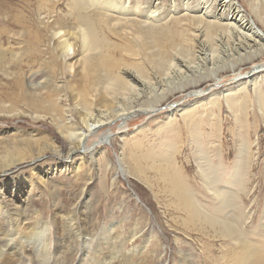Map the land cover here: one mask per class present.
Returning <instances> with one entry per match:
<instances>
[{
    "label": "rangeland",
    "instance_id": "obj_1",
    "mask_svg": "<svg viewBox=\"0 0 264 264\" xmlns=\"http://www.w3.org/2000/svg\"><path fill=\"white\" fill-rule=\"evenodd\" d=\"M3 1L6 0H0L1 22L2 17L5 16L6 20L7 15L2 9ZM53 1L58 2L57 5H59L60 10L62 9L61 11H68L65 0H51L52 3H54ZM146 1L151 6H156L159 9L168 10L167 8H171V5L176 6L178 15L190 14L189 21H191V13L185 11V8L183 9V3L187 1L189 8H195L198 2V0H130L127 4L124 3L123 7L133 9L125 11L122 8L121 12L126 14L127 17H132L133 13L136 12V16L140 17L144 8L147 7ZM216 1L209 0L207 4V7H210L209 13L214 14L215 18L219 15L220 18L228 19V10L219 6ZM231 1L239 7L245 19L254 24L256 31L262 34L264 38V17L258 12L261 11L260 9H264V0ZM13 2L17 4L19 0H11V3ZM198 11L197 9L194 10L195 13H202ZM164 14L171 19L169 25H173L175 16H172L168 11ZM42 17L44 15H38L40 21H44ZM211 17L209 16V18ZM222 23H229L231 30L225 36L219 32L218 45L215 46L216 52L214 54V60L217 61L214 66H211L212 55L207 52L208 48L204 47V51L201 53H199L198 47L195 48L197 52L194 56L198 58L197 62L201 63L202 68L199 67L193 70L188 81H198V84H189L185 79L174 76L176 79L167 85L166 97L161 99L160 103L153 108H148L147 101H153L154 95L144 92L143 96L139 98V103L129 105L133 107L132 110L140 109L142 105H145L142 107L143 109H140L139 114L130 113L131 116L124 120L123 118L121 120L117 118L107 120L94 134L86 139V143L84 142V147H88L89 150L81 149L74 155L69 154V142L51 117L44 116L41 110L39 112L30 110L23 99H25L26 93L27 95L32 94L36 98H44L46 90L42 88L43 84H49L52 87H58V89L60 87L59 90L62 92L56 99L59 105L67 108L66 119L79 120L77 113L81 107L77 105L75 100L77 87H80L81 83L77 80L78 77H74L75 68L70 70L69 67L66 70L68 72L62 76L61 70H59L56 79L49 78L47 66H51V63L36 60L26 61L23 58L26 48L23 47L21 50L20 46L22 44H14L12 41L9 45L6 40L8 36L4 33L0 35V41H2L0 42V49L4 48L0 52V168L9 161L19 159L21 155L24 159L28 155L23 162L0 171V202H10L11 195L16 189L15 191H18L17 194L20 198L17 202L21 203L22 206L27 204L26 219L18 222L15 226L16 232L9 243L15 240L18 231L17 226L27 224V222H31L33 225L34 221L37 220L45 225L47 224L44 229L46 234L43 231L37 237H33L29 246L45 260L44 264H51L50 259H53L55 235L52 233V223L55 221L52 213L54 206L65 208L67 212L82 206L83 209H88L83 220H87V228L92 227L94 229L97 239L101 240L106 235L104 229H109L112 223L118 225L117 228L111 231L113 234L108 236V243L102 249V251H106L107 257H114L115 260L113 259L111 264H185L187 262L189 264H201L204 261V256L207 260L206 264H218L215 255L226 250L227 247L231 246V243L229 241L224 242L220 235L208 227L188 222L186 213L180 209L176 198L169 192V189L155 171L150 168L151 162L148 157H144L148 152L154 157L158 155L157 152H164L161 146L162 141L173 142L172 148H176L177 152L175 155H170L173 160L172 166L175 169L172 175L177 176L179 182L181 181L179 183L181 187L189 189L196 202L209 211L221 213L222 208L220 210V207L222 206L217 203L216 206L214 203L215 197L211 198L200 185V176L197 173L199 161L194 155L197 145L193 143L189 136L190 132L181 120L184 110H193L194 114H198L201 112V107L207 104L204 103L207 99H210L211 102H215L216 99L219 107H215L212 113H209L206 109L209 119L204 115L197 118L199 144L207 154L205 162L211 165L209 167L206 164L207 167L214 171L218 181H227L236 172L230 166L240 153L241 142L245 143V155L248 158L253 157V160L250 162V168L246 167L247 177L245 178L237 172V176L241 177L237 181L248 184L247 189L252 190L249 193L233 190L234 202L241 204L239 212L246 214L245 217H248L245 219L244 216H241L237 220V226L239 227V223H242L241 229L245 233L248 242L254 245L259 254L264 255V229L262 231L259 229L264 212V111L259 110L257 105V101H264V44L260 43L262 45L260 48L257 43L254 44L251 41V38L243 36L247 31L239 28L240 24H236L235 27L233 23L227 20H223ZM231 24L234 26H231ZM2 27L0 26V29ZM4 27L17 29L7 22ZM192 31H195L196 43H207V40L200 33L201 30L196 32V28H194ZM110 39L115 44L122 43L121 39L114 38V36ZM191 44L194 46L193 43ZM8 45L9 47H7ZM5 47L9 48L8 51L7 48L5 50ZM10 52H13L12 59H15L14 62L8 59ZM14 52H18L16 58H14ZM116 52L118 51L116 50ZM223 52L227 53L224 54ZM77 55L78 51L73 56ZM115 56H117V53ZM179 58V60L189 64L188 56ZM234 58L235 60H233ZM68 61L74 63L75 59ZM189 66L192 67V65ZM215 69L217 74L213 78L211 71ZM34 71L39 72V74L28 79L29 72L33 74ZM257 71H261V73L252 78L253 72L256 73ZM20 73L25 89L19 81H16V76H19ZM246 75L251 76L252 79L250 78L251 80L249 79L243 85H238V83H244V81L238 80L236 82L235 80L238 77L242 79L241 77ZM70 81L72 83L68 84ZM186 83L188 85L182 89L181 87ZM67 84L68 86L73 85L72 88L74 89L70 87L71 90L69 89L70 92H68V89L65 88ZM237 86H240V88H237ZM243 88L246 89V94L240 92ZM199 91L202 92L201 95H193V93ZM258 91H261L262 95L256 97ZM155 93L160 97V91ZM233 93L237 94L239 99L247 97V101H245L249 107L247 124L241 119L234 121L230 114L225 98H233L232 96H226ZM73 94H75V97ZM104 98V100L109 101L110 97ZM118 109L121 108L118 107ZM171 109L176 110L174 113L176 118L172 117L175 119L177 126L174 127L173 131L170 130V123L173 122V119L168 118ZM100 111H102V115L106 116L113 114L110 109L106 110V107ZM211 114L216 115V119L220 124V126L218 125V128H220L216 131H212L214 120H211ZM237 122L239 125H236ZM106 134L109 136L107 140L103 141L102 145L95 147V142H98ZM206 139L214 141V146L202 147ZM51 140L56 147H59L57 153L54 152ZM200 140H204V142H200ZM91 149L93 151L89 153ZM38 152L40 156L38 159L33 161L29 158L31 154L35 155ZM139 152H141L140 156ZM132 154H135L137 159L140 157L141 160L142 158L146 160L143 159L141 165L146 168L143 177L148 180V184L144 183L145 179L140 180L131 173L132 168H134V163L131 160ZM222 158L223 163L221 162ZM160 162V160L155 161V163L164 166ZM223 211L227 213L229 209L223 208ZM232 212L234 216L239 215L237 210ZM214 235L218 237H213ZM208 252L211 253L212 258L207 257L208 254L206 255V253ZM27 255L32 256L29 250H27ZM2 257L3 255L0 256V258ZM76 262L77 258L73 254L65 257L64 260H60L59 264H76ZM27 264H31V262L28 260Z\"/></svg>",
    "mask_w": 264,
    "mask_h": 264
},
{
    "label": "bare ground",
    "instance_id": "obj_2",
    "mask_svg": "<svg viewBox=\"0 0 264 264\" xmlns=\"http://www.w3.org/2000/svg\"><path fill=\"white\" fill-rule=\"evenodd\" d=\"M129 1L130 0H65V6L68 11H61L62 9L60 10L59 5H57L58 2L53 1L54 3H52L51 0H19L17 4L14 2L11 3V0L2 2V9L7 15L6 20L5 16L2 17V22L0 20V26H3L2 29H0V35L4 33V35L8 36L6 40L9 45L12 42L14 44H22L19 46L21 50L23 47L26 48L23 55V58H25L26 61L29 62L30 60H36L43 63H51V66H47L48 71H46L48 72V77L54 79L57 78L56 76L59 73V70H61L62 76L68 72H66V70H68L69 67L70 70H74L75 68L74 77H78L79 79L77 80L81 83V85L79 83L80 87L76 86L78 90L76 91L75 100L77 105H80L81 107L77 113L79 120L75 119L71 121L66 119L68 110L65 106L59 105L56 99L62 92L59 90L61 89L60 87L58 89V87L43 84L42 88H45L46 90V96L44 98H36L32 94L27 95V93L24 92L26 93V96L24 97L25 99H23V101H26L30 110L35 112L41 110V112L44 113V116L51 117L60 132L69 142V154L74 155L81 149H84L85 151L89 150L88 147H84V142L107 120L115 118L120 120L123 118L124 120L131 116L130 113L137 114L140 112V109H143L142 107L145 105H142L140 109L137 110H132L133 107H130L129 105L132 103H139V98L143 96L144 92L154 95V99H152L153 101H147L149 105L148 108H153L160 103L161 99L166 97V93L168 92H166L167 85L174 79L181 78L185 79L189 84H198V81H188V78L192 76L191 73L193 70L198 69L199 67L202 68L201 63L197 62L198 58L194 56L197 52V50L195 51V48H199V53L204 51V47L208 48L207 52H210L212 55L211 66H214L217 61L214 60V54L216 52L215 46L218 45L217 41L219 40V32L223 33L225 36L228 35L229 30H231L229 23L223 24V20L233 23L235 27L236 24H240L239 28L248 32L245 31L246 33H244L243 36L248 37L249 39L251 38V41L254 44L257 43L258 47H262L260 43L264 44L262 34H259L258 31H256L253 26L254 24L245 19V16L241 14L239 7L233 4L231 0H215L218 2L219 6L228 10V15L230 16L227 15L228 19H224V17L220 18L219 15L215 18L214 14L209 13L210 7H207L209 0H198L195 8H189L186 1L183 3V9L185 8V11H190L191 21H189L190 14H184V16L178 15L176 6L171 5V8H167L168 10L159 9L156 6H151L147 1L145 2L147 7L144 8L140 17L136 16V12H134L133 15L130 14L132 17H127V15L123 14L121 10L122 8L125 11H131L133 9L130 7L125 9V7H123L124 3L127 4ZM195 9L202 13H195ZM260 10L261 11H258L259 14L264 17V9ZM166 11L171 13L172 16H175V23L173 25H169L171 19L164 14ZM38 15H44V17H42L44 18V21H40ZM209 16H213L211 17L212 19L209 18ZM184 21L186 22L183 23ZM6 22L14 25V28L17 29H8V27H4ZM234 25L231 24V26ZM194 28H196V32L201 30L200 33L207 40V43H196V35L194 36L195 31H192ZM112 36L121 39L122 43L118 45L112 42L110 39ZM191 43L196 44L193 46ZM235 43L237 42L235 41ZM9 45L7 47H9ZM7 47H5V50ZM3 49L1 48L0 52ZM8 49L9 48H7V51ZM116 50L118 52H116ZM77 51L78 55L73 56ZM23 52L24 50L22 51V54ZM114 52L117 53V56H115L116 53L114 54ZM12 53L10 52V54H8V59L11 61L15 60L12 59ZM226 53L227 52L224 54ZM16 55H18V52L15 53L14 58H16ZM184 56L189 57V64L179 60V57ZM74 59V63L68 61ZM233 60H235V58ZM189 65H192V67ZM222 68L224 67L222 66ZM216 72V69L211 71L213 78L217 74ZM260 73L261 71H257L256 73L253 72L251 76L253 78ZM38 74L39 72L35 71L33 74L32 72H29L28 79L34 78ZM251 76L248 77L246 75L241 77L242 79L238 77L235 81H244V83H238V85H243L249 81ZM16 78V81H19L20 85L24 88L25 84L23 83L21 73L19 76H16ZM70 83L72 82L70 81L68 84ZM187 83L181 88L184 89V87L188 85ZM68 84L65 88L70 92L69 89L71 90L73 85L68 86ZM238 87L240 88V86H237V88ZM156 91H160V97L156 95ZM240 92L246 94L247 91L243 88ZM201 94L202 92L200 91L193 93V95ZM74 95L75 94H73V96ZM258 95H262L261 91H258L256 97ZM226 96L233 97L225 98V100L229 106V111L234 121L236 119H241L247 124L249 108L245 103L247 97L239 99V97L237 98L238 95L234 93ZM104 97H110L109 101L104 100ZM201 101L205 100L203 99ZM214 101L215 102H211L210 99H207V101L204 102L207 104L201 107V112L198 114H194L193 110H184L182 112L181 120L190 132L189 136L193 143L197 145L194 155L199 161L197 173L200 176V185L211 196V198L215 197V205L217 206L218 204L219 206H222L220 207V210L221 208L222 211L223 208L229 209L227 213L224 211H221L222 214L218 211H209L193 199L191 192L187 187L183 188L180 186L179 183L181 181L179 182L177 176L172 175L174 174L175 169L172 166L173 160L170 155H175L177 152L176 148H172L173 142L169 143L168 141H162L161 146L164 149V152H157L158 155L154 157L146 150L148 153H146L144 157H148L151 162L150 168L155 171L160 180H162L165 186L169 189V192L176 198L180 209L186 213L188 222L208 227L214 230L216 234L220 235L224 239V242L227 243L229 241L231 243L230 247H227V249L220 254L215 255V260L218 264H264V255L259 254L254 245L248 242L245 233L241 229L242 223H239V227L237 226V220L240 219L241 216L245 217L246 214L239 212L241 204L235 203V198L233 196V190L248 193L252 190L251 188V190L247 189L246 186L248 184L246 185L237 181L241 178L240 176H237V172L241 173L246 178L248 174L245 170L246 167H248V169L250 168V162L253 160V157H246V146L244 142H241L240 153L230 166V168H233V171L236 172H234V175H232L229 180L218 181L214 175V171L207 167V165L209 167H211V165L208 162H205V160H207V154H205V151L203 150L204 148L201 149V144H199L197 118L204 115L209 119L208 111L209 113H212V110L215 107H219L217 100L215 99ZM257 102L259 110L264 111V101L260 100ZM104 107H106V110L110 109L113 114L111 113L112 115L109 116L102 115V111L100 110L104 109ZM118 107L121 109H118ZM206 109H208V111ZM175 112L176 110L173 111L171 109L168 113V118L173 119V122L170 123L171 131L177 126V123L174 121L175 119L172 117ZM210 118L211 120H214L212 131H216V129L220 128H218V125L220 126L218 119H216V115L214 114H211ZM236 125H239V123L237 122ZM107 137H109L107 134L106 136L101 137L98 142H95V147L102 145L103 141L107 140ZM200 142H204V140H200ZM214 143V141H208L206 139V142L202 144V147H210V145L214 146ZM51 145L54 146V152L57 153L59 147H56L52 140ZM135 148L137 149L138 147ZM91 151L93 150L91 149L89 153H91ZM140 153L141 152H139V156ZM32 155L33 154H31L29 158L33 161L40 157L39 152L33 156ZM25 159L21 155L19 159L9 161L5 166L1 167L0 171L7 169L9 166H16L17 163L23 162ZM143 159L144 158L141 160L140 157L137 159L135 154L131 155V160L134 163V168H132L133 171H131V173L140 180L145 179L143 175L146 172V168L141 165L145 160ZM156 160H160V163H163L164 166L155 163ZM222 161L223 158L221 159V162ZM224 168L226 169L225 165ZM145 180L144 183L148 184V180ZM15 190L16 189H14L11 195L10 202H0V256L3 255V257L0 258V264H27L28 260L31 264H44L45 260L33 251L32 247L29 245L31 239L37 237L39 233H42L47 224L45 225L38 220L34 221L33 225L31 222L21 224L17 226L18 231L15 235V240L9 243V240L16 232L15 226L18 222H22L26 219L25 212H27V204L22 206L20 205L21 203L17 202L20 198L19 194H17L18 191ZM87 210L88 209H83L81 206L78 209L75 208L67 212L65 208L54 206L52 213L55 221L52 223L53 232L52 229L51 232L55 235L53 259H50L51 264H59L60 260H64L65 257L73 254H75V257L77 258L76 264L112 263L114 257H107V254L105 253L106 251L104 252L102 249L108 243V236L113 234L111 231H113L114 228H117L118 225L112 223L109 229H104V234L106 235H104L101 240L99 238L97 239L95 232L93 231L94 229H92V227L87 228V220H83L86 216ZM234 210L238 211V216L232 214V211ZM247 218L248 217H245V219ZM263 227L264 212L262 215V221L260 222V231L264 229ZM44 232V234H46V231ZM213 237L217 238L218 236L214 235ZM27 250H29V253L32 254V256L27 255ZM206 255L207 257L212 258L210 252L206 253ZM206 262L207 260L204 256V261L201 262V264H206ZM185 264L189 263L187 262Z\"/></svg>",
    "mask_w": 264,
    "mask_h": 264
}]
</instances>
